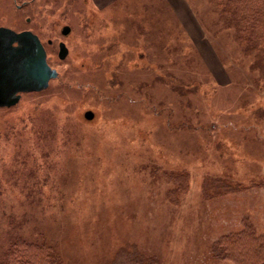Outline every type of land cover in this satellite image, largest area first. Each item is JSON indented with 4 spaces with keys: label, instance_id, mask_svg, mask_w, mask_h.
<instances>
[{
    "label": "rangeland",
    "instance_id": "1",
    "mask_svg": "<svg viewBox=\"0 0 264 264\" xmlns=\"http://www.w3.org/2000/svg\"><path fill=\"white\" fill-rule=\"evenodd\" d=\"M232 11L0 0L57 72L0 107V264H264V60Z\"/></svg>",
    "mask_w": 264,
    "mask_h": 264
},
{
    "label": "water",
    "instance_id": "2",
    "mask_svg": "<svg viewBox=\"0 0 264 264\" xmlns=\"http://www.w3.org/2000/svg\"><path fill=\"white\" fill-rule=\"evenodd\" d=\"M69 31L64 26L61 34L65 36ZM67 53V47L60 42L57 57L63 60ZM56 77L57 72L47 63L45 48L36 34L0 27V107L14 106L22 93L46 89ZM84 117L91 120L93 113L87 111Z\"/></svg>",
    "mask_w": 264,
    "mask_h": 264
},
{
    "label": "trees",
    "instance_id": "3",
    "mask_svg": "<svg viewBox=\"0 0 264 264\" xmlns=\"http://www.w3.org/2000/svg\"><path fill=\"white\" fill-rule=\"evenodd\" d=\"M253 3L255 7L252 6ZM227 5L232 8L234 17L237 13L243 17H240L242 24L248 21L247 27H243L244 38L258 50L264 60V0H227ZM20 244L16 242L12 245L8 252V264H17L21 259L23 250L19 247L25 244Z\"/></svg>",
    "mask_w": 264,
    "mask_h": 264
},
{
    "label": "flooded vegetation",
    "instance_id": "4",
    "mask_svg": "<svg viewBox=\"0 0 264 264\" xmlns=\"http://www.w3.org/2000/svg\"><path fill=\"white\" fill-rule=\"evenodd\" d=\"M27 21H29V19H27ZM60 42H61V41H60ZM60 42H59V43H60ZM50 43H51V41L48 40V41H47V44H48V45H51ZM59 43H58V45H59ZM45 52H46V51H45Z\"/></svg>",
    "mask_w": 264,
    "mask_h": 264
}]
</instances>
